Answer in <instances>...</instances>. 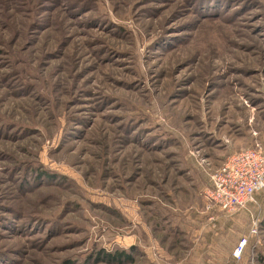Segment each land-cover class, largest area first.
I'll use <instances>...</instances> for the list:
<instances>
[{"label": "rangeland", "instance_id": "obj_1", "mask_svg": "<svg viewBox=\"0 0 264 264\" xmlns=\"http://www.w3.org/2000/svg\"><path fill=\"white\" fill-rule=\"evenodd\" d=\"M256 143L264 0H0V264H264Z\"/></svg>", "mask_w": 264, "mask_h": 264}, {"label": "built area", "instance_id": "obj_2", "mask_svg": "<svg viewBox=\"0 0 264 264\" xmlns=\"http://www.w3.org/2000/svg\"><path fill=\"white\" fill-rule=\"evenodd\" d=\"M264 188V149L259 143L229 157L211 175L206 198L211 206L234 215L248 210L256 194ZM243 237L234 251L240 256L246 244Z\"/></svg>", "mask_w": 264, "mask_h": 264}, {"label": "trees", "instance_id": "obj_3", "mask_svg": "<svg viewBox=\"0 0 264 264\" xmlns=\"http://www.w3.org/2000/svg\"><path fill=\"white\" fill-rule=\"evenodd\" d=\"M116 257V256H115ZM117 258V257H116Z\"/></svg>", "mask_w": 264, "mask_h": 264}]
</instances>
